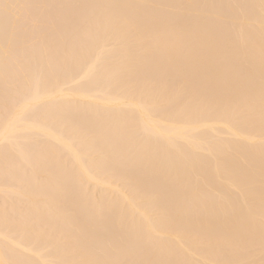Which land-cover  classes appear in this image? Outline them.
<instances>
[{
  "label": "bare ground",
  "instance_id": "obj_1",
  "mask_svg": "<svg viewBox=\"0 0 264 264\" xmlns=\"http://www.w3.org/2000/svg\"><path fill=\"white\" fill-rule=\"evenodd\" d=\"M2 2L43 7L0 14V261L260 264L261 0Z\"/></svg>",
  "mask_w": 264,
  "mask_h": 264
},
{
  "label": "snow or ice",
  "instance_id": "obj_2",
  "mask_svg": "<svg viewBox=\"0 0 264 264\" xmlns=\"http://www.w3.org/2000/svg\"><path fill=\"white\" fill-rule=\"evenodd\" d=\"M43 7L41 5H26V4H17V3H7L0 0V14L3 15L5 22L7 23L10 19H14L18 24L24 22V16L18 14L20 10H30L33 8ZM86 7L93 8H113L118 6L113 5H92ZM261 9L264 11V0H261ZM71 23L78 26V28L85 34L89 35L94 30L99 29L109 23L106 18L102 16L88 17V18H74ZM6 38H7V28H6ZM15 55L14 48H8L6 50V69L9 67V59ZM262 65H264V48H262ZM119 74L117 73L114 78H118ZM15 88L19 89L21 85L17 83L14 85ZM14 103L12 93L9 89V86L6 84L5 95H4V108L5 112L9 113L10 106ZM217 107L221 111L222 115L226 119H246L251 118L256 111L254 102H218ZM259 118L261 122L262 130H264V90L261 93V100L259 105ZM103 208L100 209V214H103ZM261 247L264 249V207H262L261 217ZM0 264H4L3 261H0ZM52 264H136V262H113L107 260H69V261H53ZM169 264H188L186 261L177 260L174 262H169ZM198 264H255L254 261H222V260H205L198 262ZM264 264V260L260 262Z\"/></svg>",
  "mask_w": 264,
  "mask_h": 264
}]
</instances>
